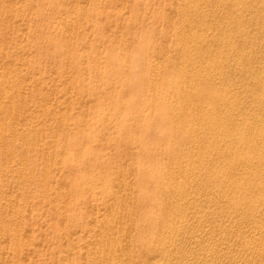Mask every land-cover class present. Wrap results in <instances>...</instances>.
Masks as SVG:
<instances>
[{
  "label": "rangeland",
  "instance_id": "obj_1",
  "mask_svg": "<svg viewBox=\"0 0 264 264\" xmlns=\"http://www.w3.org/2000/svg\"><path fill=\"white\" fill-rule=\"evenodd\" d=\"M204 1L200 4L198 3L199 5H197V8L204 7L205 6ZM97 2H98V4H97ZM181 2L182 3L184 2V6L185 5L186 6L184 7L183 4H180ZM186 2H187V0H181V1L180 0H99V1L98 0H0V86L2 84V86L0 87V89L2 88V90L0 91V104H1L0 107L3 106V108H4V107H6L7 104L8 105L10 103L12 104V105L10 104L12 107L9 105V110L11 113L7 112V111H3L0 108L1 109L0 113H2L4 116L3 117L2 114H0V123H1L0 125H2L3 122L8 123L6 130H5V126H0V138H2V136L5 134L4 140H6V138H7V141H8V144H6V145L2 144V143L0 144V207H2V208H0V258H1L0 264H5V263L9 264V262H10V264H62V262L64 264L65 263L66 264H70V263L71 264H73V263L74 264H77V263L78 264H91V263L95 264L97 262L96 264H98L99 261H100L99 264H103L104 260L106 263L107 261L108 262L110 260L112 261V259H114V258L115 259L113 261L116 262V264H117V262H119L120 260L121 261L123 260V259H121L123 257L125 258L124 259L125 263L129 262V259H130V263L134 264L135 263L134 261H136V259L139 257V255H140L139 258H141V256L144 257L143 254H147L146 257H149L150 259L146 258V260H145V258H144L143 259L144 261H142V258H141V260L139 259L140 261L137 259L138 261H136L137 262L136 264H140V263L144 264V262H147L149 260L152 262H154V260H155L157 262V259H155L156 257L153 254L151 255V253H150V255L147 252L146 253L144 252L143 254H139V252L140 253H142V252L140 251V249H137L139 246L138 245L136 246V243L134 242L135 241L134 239L136 238L135 236L138 233L136 231H139V229L136 230V228H138V225L140 223L142 224V219H141L142 216L140 215V213H142V210H143L141 208V205L139 203H137V199L140 196L139 194L140 193L142 194V192H143L140 185H138L139 184L138 179H137L138 175L140 174V170L142 167H146V168L150 167L151 168V167H155L157 165L162 164L161 158L157 157L158 159H156V156L158 155V153L156 152V150H157L156 148L159 145L158 140H155V142H154L151 138L150 142L149 141L145 142L146 137L144 136L143 131L141 129V128H143V125L145 126V123L146 124L148 123V120L150 117L152 118L155 114L158 115V113L155 111V109L149 108L150 107V101H151L150 97L153 95L154 92L149 91L150 92V93H148L149 95L145 94V97H143L142 95L140 97H138L139 95H134L133 92L127 87V85L125 83L126 79L128 78L129 72L128 73L126 72L124 74L113 73L111 67L109 66L110 64H109L108 60L110 59V56L113 55L112 53H115L117 56L124 58L126 61L128 60L126 62V65H127V68H129V69L131 67L130 65H132V61H131L132 58H134V57H137V59H138V57L142 58L143 56H146L147 54L154 55L155 57L159 56V58H160V56L164 55L165 58L170 57L172 59L175 56L174 62L177 63V61L178 62H180L181 60L184 61V59H181L182 57H180V50L182 48V45L180 43L183 44V42H184V44H185V42H186V45L191 44V43H189L190 40L189 41L186 40L185 36L183 38L181 37V36H183V35H181L182 30L185 31L186 28H188L185 32V34L188 35L187 39L192 38L191 36H193V35H191V33L196 36L199 33L201 34L200 31H202V32L206 31L207 32L211 27L214 30H210V31L211 32L214 31L212 33H215L217 31L218 34L220 33V36H221V34L223 35L225 33V31H227L225 34H228L231 31L232 32L235 31L234 28H235V25H237L236 23H238V22L233 23L234 25L230 26V28H229V27H227V26H229V24L227 25V22H225L224 19H222V18L218 19V17L216 19L214 17H207L208 18L207 19V22H208L207 27H209L211 25V27H209V28H207L205 25L204 26L206 29L201 28L200 25H198V27H196L198 23H195V21L197 20L196 22H199L202 19V17L198 16L197 9L195 8V6L192 5V3H194V2H191L190 0H188L187 3ZM205 3H206L205 8H207V9L210 8L209 7V4H210V6H211L210 9L214 10V8L215 9L217 8L215 6H218L219 2H217V0H210V1L207 0ZM155 5H156V7H155ZM200 5H202V6H200ZM256 6L257 5L254 6L255 8L252 6L253 9H251L252 7H248L249 9H251L249 11L253 12V14L251 13L253 15V17H256V16L258 17V18H254L255 21L254 20L251 21V16L249 17L250 14H248V13L246 14V16L248 15L247 18L242 19L243 28L245 27V29L247 31H251V34L249 36H247L248 39L245 38L246 40H242L241 38L236 37L235 34L232 37V33H231V35L229 33V36L228 35L226 36L224 34V36L227 38L228 41L230 40L231 42H236V45H239V48L240 47L242 48L243 46H245V45H243L245 43H246L247 49H248V47H249V49H250V47H252L250 45L254 46L256 44L254 47H252L251 50H249V49L247 50L246 48H243V49L238 48L239 50L237 49L236 51L232 52V53H235L236 56H234V54H232L230 52L227 53L229 56L227 54L226 55H227V59L229 57V59L234 63V61L240 62V60H239L240 58H238L239 57L238 51L241 52L242 54H243V50H244V53L249 51L251 54L253 52L252 53L253 55L251 54L252 58L251 57L250 58L254 62L251 60L252 63L248 62L249 65L251 64V66H249L247 64L248 67L247 66L246 67L253 69L258 65L259 67H256V68H259L260 71L262 68L263 72H261L259 74V76L262 73L263 74L260 76L261 78H259V79H260V82L261 81L264 82V68H263L264 67V49H263L264 48V36H263L264 35L263 34L264 33V30H263L264 29V26H263L264 25V22H263L264 21V19H263L264 14L263 15L261 14L262 9H263V8H261L262 6L259 7V5H258L257 9H256ZM161 7H162V9H161ZM212 7H213V9H212ZM183 8H184V10H183ZM227 8H223V10L226 9L228 11H226V10L222 11L221 10L222 13L223 12L226 13V14L223 13L224 16L228 15L230 13V11L232 13V10H231L232 8H230V7H227ZM258 8H259V10H258ZM191 9L192 10L196 9V10L192 11ZM254 9H255V11H254ZM185 10H186V12H185ZM257 10H258V12H257ZM209 12H210V10H209ZM256 13H258V14H256ZM195 14H197V16ZM200 15H201V13H200ZM234 15H235V13H234ZM191 16H192V18L190 19ZM195 16L198 18H195ZM246 16H244V17H246ZM56 17H57V19H56ZM184 17H186V18H184ZM249 18H250V21L252 23H249L250 22V21H248ZM245 19L247 20V22ZM256 19H257V21H256ZM74 20L75 21L77 20L76 21L77 24L75 23ZM188 20H190L191 23ZM213 20L215 22L217 21L216 22L217 24ZM219 20H220V22H219ZM209 21H211V22L209 23ZM244 21L246 22V24ZM222 22H224L225 25ZM179 23H181V24H179ZM188 23L190 24V26H187ZM194 23L196 24V26H194L195 25ZM218 23L219 24L222 23V24H220L221 26H219ZM239 23H241V21ZM243 23L245 26L243 25ZM183 24H186V25H183ZM192 24H194V25L192 26ZM82 25L83 26L85 25V27H83ZM239 25H241V24H238V26ZM191 26L193 28H191ZM204 26H202V27H204ZM257 26H258V28H257ZM194 27L197 30V31L194 30L195 32L193 30L191 31V29H194ZM215 27L217 28V30L215 29ZM224 27L228 28V29L223 32L221 30H224L223 29ZM253 27H254V29H253ZM259 27L260 28L262 27V31ZM83 28H85V29H83ZM248 28H249V30H248ZM229 29H232V30L229 31ZM179 30L181 33L179 32ZM101 31H103V32L101 33ZM105 31H107V32L105 33ZM177 31H178V33H177ZM189 31H190V34H189ZM197 32H198V34H197ZM109 36H110V38H109ZM105 37H106V39H105ZM145 37H147V38L145 39ZM229 37H230V39H229ZM231 37L233 40H234V38H235V40L237 38L239 40L241 39L240 40L241 42L239 40L232 41ZM184 38H185V41H183ZM252 38H255V39H253V41H251ZM174 39L177 40V43H176V40H174ZM180 39L183 42L182 41L179 42ZM49 40H52L53 43L51 44ZM247 40H248V42H247ZM255 40L257 41V43L255 42ZM215 41H217V39ZM242 41H244V43ZM105 42H106V44H105ZM239 42H240V44H238ZM252 42L253 43L255 42V43L253 44ZM210 43H212V41L209 42L207 45H209ZM178 44H179V47H178ZM212 44L213 45H211V44L209 45L211 47H209V46L205 47V49H207V50L210 49L209 51H207V50L204 51L205 53L209 52L210 56H212L211 54L214 51H215V53L217 51H218L217 53H222V51H225V49H227V47H228V46L226 47L224 44L223 45L225 47H223V45H221V47H220L219 43H217V42L212 43ZM225 44L227 45L228 43H225ZM257 45H259L260 48ZM55 46H61V50L56 51L54 49ZM150 46H151V49L149 48L150 50L148 51L147 47H150ZM108 47H109V49H108ZM155 47L159 51H157V49H155ZM207 47H209V49ZM219 47H220V49H219ZM160 48H162V49H160ZM177 48L179 49V51L177 50ZM211 48H212V50H211ZM222 48H223V50H222ZM254 49H255V51H253ZM143 50L145 51V53ZM175 50H177L178 52L177 51L175 52ZM203 50H204V48H203ZM256 50H257V52H256ZM63 51H65V52H63ZM153 51H154V53H153ZM47 52H48V54H47ZM106 52H107V54H106ZM148 52H151V54ZM156 52H158V54ZM155 53L157 56L155 55ZM215 53H214L213 57L215 59L217 57V59H218V60L216 59L217 62H215L214 61L215 59L212 57H211V61L209 59H207L210 61L209 63H211V64H209V63L208 64L211 66H212V64L215 65V63L217 64L219 62V58H218L219 54L217 56L216 55L217 53L216 54ZM262 53H263V55H262ZM165 54L167 55V57L165 56ZM242 54L240 55L241 58L244 57V55H242ZM232 55L234 57H236L235 59H237V60H233L234 57ZM177 56L181 60H179L177 58ZM230 56L233 58H231ZM155 57H153L154 60L158 58V57L157 58H155ZM164 57L162 56L160 58V60H162V58H163L162 62L164 61ZM261 57H262V59H261ZM76 58H77V60H76ZM159 58L156 61L157 62L159 61V63H160L161 61L159 60ZM256 58H257V60H256ZM198 60L200 62L199 58H198ZM212 60L214 62H212ZM156 61L153 62V64L157 63ZM183 61H181V62L184 65H186L187 64L186 60L184 61L186 64ZM203 61L204 60L201 61L202 64L205 63V61L204 62ZM241 61H242V59H241ZM245 62H247V61H245ZM180 63L176 64L175 70H173L174 73H172L173 75L171 74V72H173L171 69L166 68V67H163L161 69V71L164 73L163 75L166 74V77H167L166 79L169 80L170 79L169 76H171V78H174V79H175V77L181 78L179 76H182V75L178 76L179 73L176 72L177 71L176 67H178V66L181 67L183 65L182 63L181 64ZM208 64H206V66ZM101 65H103V66H101ZM172 67H173V65H172ZM229 68L231 69L230 71H229ZM247 68L244 70L246 71ZM74 69H76V70H74ZM85 69L87 70V73H86ZM167 69H168V71H167ZM178 69H179V67H178ZM224 69H225L224 74L226 73V75L228 74V72H231V73H229L230 75L228 74L229 76L228 75L224 76L225 79H222V81L224 80V82L217 81V82H214V84L212 82L211 83L213 85H215L216 87H219V89L221 88L223 90V88L226 87L225 84H227V86L228 85L230 86V84L234 81L231 84V86H233V84H235L234 86H236V85L239 86V87H237V86L236 87L239 88L240 94L238 92L235 94H232V96H234V97H232V100L235 101V99H237V102H238V100L243 101V99H244L246 101L249 99L248 103H251V104H249L250 109H249V107H247V108L243 107V108H241V111L240 110L239 111L244 112V114H246V116L250 118V116L248 114L252 115V113H248V110H252L253 107L251 105L256 106L259 103V100H257V93H258V90H259V94H261V92H262V90L259 88V84H261V83L255 82V80L251 77L248 78L247 77L248 76L247 71L245 72L244 70H241L240 68L234 69L233 66L230 65L228 67H225ZM163 70L166 71L167 73H165ZM226 70H227V72H226ZM232 70H234L235 73ZM240 70H241V72H239ZM175 72L177 73L176 75H175ZM204 72L205 71H203V73ZM232 72H233V74H232ZM236 73H237V75H236ZM230 76H231V78H230V80L228 79L229 80L228 81L226 78L227 77L229 78ZM63 77L66 78V80H64ZM240 77H241V79H240ZM54 78H56V79H54ZM182 78H183V76H182ZM187 78L189 79V77H185L183 79H185V82L187 83V85L188 84L190 85L192 82L190 79L188 80ZM60 79H62L65 82H63ZM231 79H233V80L231 81ZM3 81H5V82H3ZM249 81H252L254 85L251 86L252 82L250 83ZM257 81L259 82L258 79H257ZM3 83H5V84H3ZM211 83H210V88L215 87V86L212 87ZM237 83H239V84H237ZM4 85L7 86V88ZM247 85L252 87V88L248 87ZM220 86H222V87H220ZM246 86L248 88H246ZM80 88H81V90H80ZM241 89H243V90H241ZM249 89H251V90H249ZM5 90L8 92H5ZM14 90H16V91H14ZM98 90H100V91H98ZM253 90H256V93H255L256 95L253 94V92H255ZM9 91H11L10 92L11 95H10ZM14 92H16L17 94ZM243 92H244V94H243ZM250 92H252V95L250 94ZM245 93H247V94H245ZM12 95H14L15 97ZM20 95H22V96H20ZM237 95H239V96H237ZM58 96H60V98H58ZM12 97H14V98L12 99ZM52 97H53V99H52ZM248 97H251L252 99L248 98ZM253 97H255V98H253ZM16 98H17V100H15ZM20 98H21V100H20ZM66 98L68 101L66 100ZM59 99H61V100H59ZM135 100L137 102V105L142 104V105H140V112L141 113H142V111H143V113L147 112V113H149L150 117H146V118L145 117H139L138 115L136 116L135 114H134V116H131V114H129L128 110H126L125 108H124V110H123V108L116 109V110L113 109V101H119V102L124 104L127 102H133ZM59 101H60V103H59ZM29 103H30V105H29ZM31 104H34V105H31ZM8 105H7V107H8ZM13 105H14L15 109L13 108ZM24 105H26V106H24ZM28 105L31 107H29ZM147 106H148V108H147ZM48 107H49L50 111H48L49 110ZM43 108H44V110H43ZM63 108H64V110H63ZM101 108H103V109H101ZM245 108L247 110L246 112L243 111ZM47 111H48V113H47ZM225 111H228V107L225 109ZM239 111L238 112L236 111L238 113V115L240 114ZM43 112H45V113H43ZM4 113L5 114L8 113V116H10V115L11 116L8 117L7 114L4 115ZM61 113L66 114V115H62ZM241 114H243V113H241ZM241 114H240V117H242V116L244 117V114L242 116H241ZM5 116L7 118H5ZM32 116L35 118H33ZM64 116H65V118H63ZM253 116H255V115H253ZM260 116L262 118L264 117V111L261 112ZM123 117L124 118L125 117L131 118V120L128 121L127 125H125V129L120 128V121L123 119ZM32 118H33V120H31ZM142 119H144V121ZM259 119L257 118L256 121L258 120V122L260 121V123H261V119L260 120ZM60 120L62 121V123ZM132 120H134V122ZM250 120L252 121L253 118H250ZM1 121H3V122H1ZM137 121H138V123H137ZM253 121H255V117H254ZM45 125H47V127ZM102 126H103V128H102ZM1 127H3V129H1ZM104 129H107V130H105V132H103ZM30 130H32V131H30ZM78 130L81 132L76 133ZM13 131L15 133H13ZM135 131H137V132L135 133ZM140 131H141V134H140ZM24 132H26V133L24 134ZM27 133H28V137H27ZM68 133H70V135H69L70 138H69V136H67ZM82 133H87V134L91 133V135L94 139H90L91 141L90 140L88 141V139L83 140L82 139L83 137L81 136ZM116 133H117V135H116ZM37 134H38V136H37ZM102 134L104 135L103 137H102ZM32 135L35 136V138ZM64 135H65V137H64ZM135 135H137V136H135ZM31 136L33 137L32 140H31V138H32ZM66 136H67V138H66ZM250 136H253V134H251ZM29 137H30V139H29ZM140 137H142V140ZM26 138H27V140H26ZM95 138H96V140H95ZM137 138H138V140H137ZM75 139H77V140H75ZM131 139H133V140H131ZM38 140H39V142H38ZM129 140L134 141V142L130 144L131 141H129ZM135 140L137 141V143ZM32 141H34L33 143H35L36 145L33 144ZM54 141L55 142L57 141V142L55 143ZM58 141H59V143H58ZM46 142H48V143L45 145ZM43 143H44L46 149L48 147L47 151L49 153L46 150H44L45 148L43 146ZM51 143H54V144L51 145ZM157 143H158V145H157ZM12 144L15 145V147L13 148L14 152L11 151ZM4 145H5V148H4ZM57 145H58V147H55ZM62 145H63V147H62ZM116 145H117V147H116ZM36 146H37V148H36ZM41 146H43V147H41ZM73 146L77 147V149H81V148L86 149V147H87V148L91 149L95 154H97V156L100 159L104 158L108 163H110V166L113 168V173H114V175L112 176L113 179H111V182H112V180L113 181L116 180L114 182H116L118 187L116 186V184H114V185L117 188V189L115 188V190H118V191H115L113 189L115 186L111 185L110 180H109L108 189H110L111 193H113L115 191L114 192L115 195L117 193L116 196L114 195L117 199L113 198L114 196H111L109 200L115 199L113 201L111 200L113 202L112 203V205H113L114 201H117L119 199L120 202H122V205L120 202H118L119 200L117 201V203L115 202L113 207H112V205H110L111 201L107 200V202L109 201L108 204H106L107 202L102 201L103 200V198H102L103 193H100L101 189L97 190L101 194V197H100V194H99V196H97V198L90 196V198L89 197L87 198V200H86L87 202H85V200L80 201L79 199H76V195H74L75 193L72 192L70 188H71V186L76 184V182H78L79 179L76 175H71L70 173H68V169L65 166L66 165L65 160L68 158L70 149ZM8 147H9V150H8ZM54 147H55V149L53 150ZM123 147H125V148L123 149ZM133 147H135V150ZM147 147H149V148H147ZM159 147L165 148L166 145L160 144ZM35 148H36V150L39 149L40 153H38L39 152L38 150L35 151ZM16 149H18V150H16ZM103 149H105V150H103ZM148 149H150V150L148 151ZM1 150H2V152H1ZM51 150H52V153L53 152H55V153L52 154L50 152ZM144 150H145V152H144ZM56 151H58V152H56ZM97 151L100 153H98ZM154 151H155V154H154ZM46 152H47V154H46ZM64 153H66V154H64ZM138 153H139V156H138ZM191 153H192V151H191ZM42 154L46 158H44ZM131 154H133V155H131ZM28 155L31 157V159ZM38 155H40V156H38ZM47 155H49L48 160H47ZM111 155H112V157H111ZM35 156H37V158H36L37 160L34 159ZM121 156H122V158H121ZM143 156H144V158H143ZM38 157L39 158L41 157L40 158L41 161H39L40 159ZM131 157H133V158H131ZM51 159H52V163L50 161ZM124 159H128V160L124 161ZM142 160H143V162H140ZM24 161L26 162L27 165L24 164ZM47 161H48V163H46ZM78 161H80V160H78ZM122 161H124V162H122ZM157 161H158V164H157ZM41 162H43V163L45 162L46 166H45V164L43 165V163L41 164ZM49 162H50V164H49ZM57 162H59V163H57ZM128 162L130 164H128ZM32 164H33V166L35 165L34 166L35 168H31L30 165H32ZM57 164H59V165H57ZM123 164H125V165L122 166ZM134 165H135V167H133ZM24 166L26 167V170H25ZM27 166H29L30 168ZM40 166H42L43 169H40ZM122 167L123 168L125 167V169H123ZM129 167L132 168L131 170L133 172L130 171ZM133 168H134V170H133ZM16 169L17 170L19 169V171L21 169V172L19 173ZM22 169H24L25 171ZM32 169H35V170H33V173H31ZM116 169H119V170H117L118 172L115 174ZM28 170H30V171L28 172ZM124 170H125V172H127L129 170V172H127V173L131 174L130 175L131 178L133 177L132 179L130 178L131 182H129V179H128L129 174L126 173L127 179L125 177L126 174L125 175L123 174ZM38 171H41V172H39V174H38L37 173ZM42 171L44 174L42 173ZM22 172L24 174L27 173L26 176ZM119 172H121V173H119ZM96 173L97 172L94 171V172H91L89 175H94ZM21 174H23V175H21ZM45 174H46V176L48 175L47 179H45L46 178ZM119 174H120V176H122L121 174H123L124 176H122L121 178L117 177V175H119ZM132 174H133V176H132ZM39 175H40V177L42 175L44 177L43 176L41 178L37 177ZM54 176H55V179H54ZM60 176L62 178H60ZM26 177H29V178H26ZM33 177L36 179H34ZM70 177H71V179H70ZM135 177H136V179H135ZM39 178L41 180H42V178H43V180L45 179L44 180L45 182L42 180V182H41L42 185H41V183H39V185H38V182L41 181ZM51 178H52V180H51ZM123 178H124V180L126 179L127 181L123 180L124 181L123 182L122 181ZM117 179H119V180H117ZM28 180H30V181H28ZM36 180L37 181L39 180V181L37 182ZM60 180H62V181L60 182ZM47 181H48V183H47ZM31 182H33V183H31ZM36 182H37V184H36ZM121 182H123L122 185L124 184V186H123L124 188L123 187L120 188ZM132 182H134V183L132 184ZM56 183H58L59 186ZM119 183H120V185H119ZM125 183L127 184V186L125 185ZM45 184H47L48 186ZM53 184H55V185H53ZM129 184L132 185V187L129 186ZM67 185H68V187H67ZM57 186L59 189L56 188ZM97 186H98V188L101 187L104 189L102 181ZM110 186H112V188ZM134 186H135V188H138V189H134ZM7 187H8V189H7ZM53 187H55V188H53ZM49 188H50V190H49ZM126 188L131 190L130 191L131 194H129L131 197L129 195H127L129 193V190H127ZM131 188L135 191H133ZM124 189H125V194L128 197V199H125V197H124L125 194H122V193H124ZM136 190L137 191L139 190V191L137 192ZM126 191H128V192H126ZM55 192H56V194H55ZM119 194H122V197L125 199V201L123 200V198L121 201V196ZM48 195H50V196H48ZM62 195H63V198H62ZM64 195H65V197H64ZM118 195L120 196L119 198L117 197ZM132 195H133V198L135 196V199H133V200H131ZM136 196H137V198H136ZM54 197L56 200L53 199ZM57 197H58V199H57ZM127 200L130 201L131 204L129 202H127ZM134 200H136V201H134ZM97 201H98V203H97ZM75 202H76V204H75ZM101 203L103 206L104 205L108 206V207L110 206V209L109 208L107 209V207H103L101 205ZM124 203L128 207L130 206L131 209H130V207L128 208L125 205H123ZM132 203H133L134 207L138 208L137 209L138 212L135 211V213H134L135 208H132ZM134 203L137 205H135ZM115 205L118 207L121 206V208L120 207L116 208ZM81 207H82V210H81ZM86 207H88V208H86ZM98 207L100 209H98ZM124 207L129 209L131 212L129 210H128V212H126L127 210ZM114 209H115V211H113ZM216 211L217 212L223 211L221 213L225 214L222 206L217 207ZM125 212H126V214H125ZM136 212L138 213V215ZM100 213H102V215ZM130 213H131V215H129ZM226 213H228V212H226ZM228 214H225L226 216L222 215L223 220L224 219L226 220V217L229 216ZM92 215L94 218L92 217ZM123 215H125V216H123ZM126 215L127 216L129 215V216L127 218H125ZM101 216H103V218H101ZM91 218H92V220L93 219L95 220V225H94V220L92 221ZM104 218H106V220ZM132 218H134V219H132ZM229 219H232V217H229ZM81 220L85 221V222H83V224L85 225L84 227H83ZM99 220H101V221L103 220V223H101ZM79 221H81V222H79ZM89 222H91V223H89ZM96 222H97V224H96ZM104 222H105V224H104ZM115 222H116V224H115ZM253 222H255V221L253 220L251 222V224H253ZM98 223H100V226L98 225ZM246 223L248 224V223H250V221L249 222L247 221ZM246 223H245V225H247ZM88 224H90V225H88ZM91 224L93 225V228H90V227H92ZM101 224L102 225L104 224L103 226L106 225L107 227L109 224H110L109 225L110 227L113 224L114 226L113 225L112 226L114 228H112V227L110 229L105 228L106 226L103 227ZM130 224L133 226L134 225L136 226V227L134 226L135 229L131 226V229L133 228L132 231H130V226H129ZM117 225H119L120 227ZM242 225L245 226L244 224H242ZM121 226H123V227H121ZM243 226H240V227H243ZM17 227H18V229H17ZM86 227H88V228H86ZM97 227H99V229ZM101 227L103 228V231L105 230L104 231L105 234H102V230H101L102 228ZM246 227L248 229V226H245L244 227L245 230H246ZM78 228H80V229H78ZM94 228H95V230L96 229L98 230V231L97 230L95 231L96 233L94 232ZM234 228L238 229L236 227H234ZM244 228H242V229L244 230ZM86 229H89L88 235H87ZM118 229L120 231L122 229L123 231L120 232ZM125 229H126L127 234L125 232ZM128 229H129V231H128ZM16 230H18V231L16 232ZM111 230H112V232H111ZM73 231H74V233H73ZM90 231H91V233L89 234ZM117 231H119V232L117 233ZM77 232H78V234H77ZM92 232H94V234ZM124 232H125V234H124ZM110 233H111V235H110ZM112 233L115 235V237ZM80 234L81 235L83 234L82 236H84V238H85L84 241H83L84 238L81 237ZM85 234L87 237H85ZM117 234L118 235L120 234L119 236L121 238H118ZM121 234H122V236H121ZM248 234L249 233H247L246 238H252L253 239V237L250 235H249L250 236L249 237ZM74 235H75V237H74ZM91 235H93V240H92ZM155 235L159 236V233H157ZM63 236H64V238H63ZM96 236H97V238H95ZM102 236H103V238L101 240ZM109 236L111 237V241L115 240V241H113V242H115V244L114 243L111 244L112 246H115L113 248L110 245L111 241H110ZM151 236H152V234L149 233L148 237L151 238ZM58 237H61V238H58ZM68 237H69V239H68ZM70 237L71 238L73 237L72 240H70L71 239ZM80 238H81V241H80ZM88 238L89 239L91 238V239L89 240ZM104 238H105V240H104L105 244L103 241ZM108 238H109V241H108ZM117 238H118V240H117ZM87 239L90 242H87ZM106 239L110 243L106 242ZM120 239H121V241H120ZM131 239L134 241L130 242ZM73 241L74 242L76 241L75 243L79 247L78 246L75 247L74 246L75 243L74 244L72 243ZM126 241L130 243L131 247L128 245L129 243H127ZM235 241H237V240H235ZM93 242H94V244H93ZM99 242L101 244H99ZM118 242L119 243L121 242V244H119ZM122 242H124L125 244L127 243V244L126 245L124 243L122 244ZM70 243L73 246L72 245L70 246ZM84 243L86 246L83 245ZM106 243H108V244H106ZM117 243L119 244L118 249H116V247L118 245ZM228 243H232V242L226 241L224 243L221 242V244H220V242H218V244L216 243V248L217 249L219 247L223 248L226 245H228ZM60 244L63 246H61ZM203 244L200 246L197 245L196 247L190 246L189 243L186 244L187 247H185V249L186 248L188 249V250L186 249L187 255L191 254L192 252H195V250H196V252H199V251L201 252L204 247L207 248L206 246H208L207 244H209V243H208V241H205V243H203ZM104 245L106 247L108 245V248L107 249H106V247L104 248ZM59 246H60V248H59ZM69 246L74 252H72V250L69 248ZM84 246H85V248H84ZM92 246H94V247H92ZM96 246H97V248L99 246V249H97ZM109 246H110L111 250H113L115 248V250L113 252V253H115L114 254L115 256L113 255ZM126 246H128V247H126ZM190 247H192L193 249L190 250ZM82 248H83V250H82ZM93 248L97 251L103 250L102 252H105L106 254H103L101 251H100V253L103 256L105 255L106 257L105 256L102 257V255L100 253L95 255L96 252H95V250H93ZM125 248H126V254L127 255L125 254V252H124V254L127 257L123 253H121V251H125ZM132 248L135 251L132 250ZM86 249H88L90 251L93 250L92 252L94 254L92 252L86 250ZM104 249H106V250H104ZM120 249H121V251H120ZM235 249H237V248H235ZM81 250L84 252H80ZM127 250L130 251V253L127 252ZM67 251L69 253L71 251L70 255L68 254ZM2 252L4 255L2 254ZM233 252L235 253L234 249H233ZM81 253H82V255L85 253L84 254L85 257L84 256L82 257ZM90 253H91V255H90ZM109 253H112V254H110L112 257L108 256ZM128 253H129L130 257L128 255ZM133 253H135L134 255H135L136 259L134 258ZM59 254L62 257L61 256L59 257L58 256ZM87 254H88V257L86 256ZM116 254H117V256H116ZM7 255H9V257L13 256V258L12 257L9 258V257H7ZM72 255H74V256H72ZM136 255H137V257H136ZM76 256H78V259L76 258ZM118 256H122V257H119L120 260H119ZM150 256H152V257H150ZM64 257H65V259H63ZM153 257H154V259H153ZM60 258H61V261H60ZM87 258H89V260ZM190 258H191V256L188 255L187 259H190ZM55 259L57 260V262ZM91 259H93L94 261ZM101 259H102V261H101ZM132 259H133V261H132ZM187 259L185 258V260H179L178 262H179V264H183V263L187 262ZM220 259H221V261H220ZM220 259L219 260L218 259H216V260L210 259L206 262L204 261V259H200V261L198 260V264H203V263L207 264L209 261H211V262L208 264H213L214 262H215L214 264H216V263L217 264H222V263L226 264V262L228 264H234V262H235V261H229L226 258H223V259L220 258ZM222 260H224V261L222 262ZM246 261L245 262L239 261L238 264H246V263L248 264L249 262L248 261L246 262ZM252 261H253V259L251 260V262ZM114 262L112 264H114ZM124 262L122 261V264H125ZM254 262H255V264L256 263L257 264L258 263L264 264V257L259 258V256H256L254 258ZM130 263H126V264H130ZM158 263L161 264V262H158ZM235 263L237 264V262H235Z\"/></svg>",
  "mask_w": 264,
  "mask_h": 264
},
{
  "label": "bare ground",
  "instance_id": "obj_2",
  "mask_svg": "<svg viewBox=\"0 0 264 264\" xmlns=\"http://www.w3.org/2000/svg\"><path fill=\"white\" fill-rule=\"evenodd\" d=\"M99 1V0H98ZM181 1V0H180ZM191 2H194L192 3L193 6H195V8L197 9V12H198V16H201L202 19L199 21V22H196L195 23H198L197 26L196 24H192V26H196L198 27V25L201 26V28H205V26L207 27V17H214L215 19L218 17L219 18H222L224 19L225 22H227V25L229 24V27L234 25L233 23L235 22H238L236 23L237 25H235V31H231L232 29H229V32L230 35L232 33V37L233 35L235 34L236 37H239L241 38L242 40H246L248 39L247 36H249L251 34V31H247L245 29V27L243 28L242 26V19L244 18H247L246 14H250L249 17L251 16V21L254 20V18H258L255 14L256 17H253V12H250L249 10L253 9V7L255 5H259L262 6L261 8L262 9V15L264 14V0H217L218 3V6H215L217 7L216 9L214 8V10H211V6L209 4V7L210 8H205L206 7V1L207 0H190ZM204 1V7H199L197 8V5H199L200 3H202ZM210 1V0H209ZM188 2V0H187ZM186 2V3H187ZM78 3V2H77ZM177 3V2H176ZM185 3V4H186ZM199 3V4H198ZM98 4V2H97ZM180 4H183L184 6V2L180 3ZM216 4V3H215ZM77 5V4H76ZM146 5V4H145ZM174 5V4H173ZM172 5V6H173ZM124 6V5H123ZM152 6V5H151ZM186 6V5H185ZM184 6V7H185ZM202 6V5H200ZM208 6V5H207ZM253 6V7H252ZM257 6H256V9H257ZM76 7V6H75ZM82 7V6H81ZM106 7V6H105ZM156 7V5H155ZM178 7V6H177ZM180 7V6H179ZM227 7H230L232 8V13L230 11V13L228 15H225L223 13L225 12H221L222 11H225L226 9L223 10V8H227ZM248 7H252L251 9H249ZM181 8V7H180ZM190 8V7H189ZM255 8V7H254ZM162 9V7H161ZM165 9V8H164ZM186 9V8H185ZM196 9H193V10H196ZM213 9V7H212ZM228 9V8H227ZM184 10V8H183ZM192 10V9H191ZM192 10V11H193ZM208 10V11H207ZM210 10V12H209ZM259 10V8H258ZM257 10V12H258ZM95 11V10H94ZM111 11V10H110ZM181 11V10H180ZM228 11V10H226ZM253 11V10H252ZM255 11V9H254ZM157 12V11H156ZM186 12V10H185ZM261 12V11H260ZM181 13V12H180ZM195 13V12H194ZM201 13V15H200ZM235 13V15H234ZM252 13V14H251ZM111 14V13H110ZM187 14V13H186ZM185 14V15H186ZM192 14V13H191ZM226 14V13H225ZM258 14V13H256ZM83 15V14H82ZM95 15V14H94ZM188 15V14H187ZM190 15V14H189ZM194 15V14H193ZM192 15V16H193ZM197 16V14H195ZM222 15V16H221ZM139 16V15H138ZM182 16V15H181ZM180 16V17H181ZM192 16L190 17V19L192 18ZM195 18H198L196 17ZM246 16V17H244ZM261 16V15H260ZM259 16V17H260ZM264 16V15H263ZM262 16V17H263ZM188 17V16H187ZM100 18V17H99ZM127 18V17H126ZM140 18V17H139ZM182 18V17H181ZM186 18V17H184ZM57 19V17H56ZM171 19V18H170ZM189 19V18H188ZM212 19V18H211ZM214 19V20H215ZM262 19V18H261ZM264 19V18H263ZM95 20V19H94ZM183 20V19H182ZM194 20V19H193ZM213 20V21H214ZM221 20V19H220ZM219 20V22H220ZM246 20V19H245ZM75 21V20H74ZM77 21V20H76ZM75 21V23L77 24V22ZM85 21V20H84ZM93 21V20H92ZM190 22V20H188ZM192 21V20H191ZM241 21V23H239ZM250 21V18L249 20ZM249 22V23H252V22ZM255 21V20H254ZM257 21V19H256ZM263 21V20H262ZM187 22V21H186ZM211 21H209L210 23ZM215 22V21H214ZM213 22V23H214ZM217 22V21H216ZM215 22V23H216ZM245 22V21H244ZM247 22V20H246ZM245 22V24H246ZM264 22V21H263ZM85 23V22H84ZM92 23V22H91ZM96 23V22H95ZM106 23V22H105ZM139 23V22H138ZM191 23V22H190ZM224 23V22H222ZM220 23V24H222ZM255 23V22H254ZM181 24V23H179ZM189 24V23H188ZM187 26H190V24ZM217 24V23H216ZM215 24V25H216ZM219 23L218 25L221 26ZM231 24V25H230ZM238 24H241L238 26ZM256 24V23H255ZM254 24V25H255ZM98 25V24H97ZM114 25V24H113ZM136 25V24H135ZM183 25H186V24H183ZM205 25V26H204ZM225 25V23H224ZM244 25V23H243ZM258 25V24H257ZM263 25V24H262ZM83 26V25H82ZM81 26V27H82ZM92 26V25H91ZM94 26V25H93ZM106 26V25H105ZM171 26V25H170ZM191 26V28H193ZM204 26V27H202ZM209 26V25H208ZM218 26V27H219ZM225 26V27H226ZM245 26V25H244ZM264 26V25H263ZM262 26V27H263ZM71 27V26H70ZM85 27V25L83 26ZM90 27V26H89ZM100 27V26H99ZM172 27V26H171ZM211 27V25L209 26ZM207 27V28H209ZM217 27V26H216ZM215 27V29L217 30V28ZM223 28L224 30H221V31H225L227 30L228 28ZM255 27V26H254ZM253 27V29H254ZM262 27L260 28L261 31H262ZM101 28V27H100ZM99 28V29H100ZM108 28V27H107ZM200 28V29H201ZM252 28V27H251ZM258 28V26H257ZM85 29V28H83ZM188 28H186L187 30ZM198 29V28H197ZM203 29V30H204ZM256 29V28H255ZM185 31L182 30V33L181 36L182 38L185 36L186 40H190L189 43L191 44H187L186 45V42L184 44L183 41H185V38L183 39V41L180 39L179 42H183L180 43L182 45V48L180 50V57H182L181 59H184V61L186 60L187 64L178 58L179 60L183 61L186 65H184L181 61V63L183 64L181 67H176L177 69V73L178 76L179 75H182L183 78L185 77H189V79L191 80V84L187 85V83L185 82V79L182 78V76H179L181 78H171V76H169V80L166 79V74L163 75L164 73L161 71V69L163 67H166V68H169L171 69L172 71L175 70V66L176 64L180 63L177 61L174 62V57L173 59L170 58V57H167V55L165 54V56L167 58L164 57V55H162L164 57V61L162 62V60H160V58L162 56H157L156 53L158 54V52L155 53V55L159 58V60L161 61L159 63V61L157 62L156 60L158 59L157 57H155L154 55H149L147 54L146 56H143L142 58L141 57H134L132 58V65H130V69L127 68V65H126V61L124 58H121L120 56H117L115 53H112L113 55L110 56V59L108 60L109 62V66L111 67L112 69V72L113 73H116V74H124V73H128L129 72V75H128V78L126 79L125 83L127 85V87L133 92L134 95H139L138 97H140L141 95L143 97H145V94H148L150 93L149 91H152L154 92L153 95L150 97V107L149 108H153L155 109V111L158 113L155 114L152 118L149 116V113H142L140 112V105L142 104H139L137 105V102L136 100L133 101V102H127V103H121L119 101H113V109L116 110V109H120V108H124L126 110H128V113L131 114V116H134V114L139 117H150L149 120H148V123L146 124L145 122V126L143 125V128L142 131H143V134L144 136L146 137V140L145 142H150L151 141V138L152 140L155 142V140H158L159 142V145L158 147L156 148V152L158 153V155L156 156V159H158L157 157L161 158L162 160V164L160 165H157L155 167H142L141 170H140V174L138 175V182L140 185V187L142 188L143 192L142 194L140 193L139 195V198L137 199V203H139L141 205V208L143 209L142 210V213H140V215L142 216V224L140 223L138 225V228L139 231H136L138 232L137 235L134 237L135 241L131 239L130 242L134 241L136 243V246L138 245L139 247L137 249H140V251L142 253L139 252V254H143L144 252L146 253H151V255L153 254L157 259V262L154 260V262L152 261H147V262H144V264H160L158 262H161V264H179V260H185V258L187 259V256H191L190 259H187V262L186 263H183V264H198V260L200 261V259H204V261H208L210 259H220V258H226L228 259L229 261H235L238 262L239 261H248L249 263L248 264H255L254 262V258L256 256H259V258H263L264 257V117L262 118L260 115H261V112L264 111V82H260V79L261 78L260 76L263 74H261L259 76V74L262 71V68H261V71L259 70V68H256V67H259L258 65L255 67V68H247V64L249 65L248 62H251L252 63V57H251V53L249 51L245 52L244 53V50H243V54L241 52L238 51L239 53V57L240 58V62L237 61L234 63L229 59H227V53L230 52L232 53L233 51H236L238 48H239V45H236V42H231L230 40L228 41L227 38L224 36V34L227 32L225 31V33L221 36H220V33L218 34V32L216 31L215 33H212L214 31H210V30H214L212 29V27L206 32H201V34L199 35L198 32L197 34L198 35H194L191 33V36L192 38H188L187 39V36L185 34ZM197 31L196 28L194 27V29H191V31ZM202 30V29H201ZM249 30V28H248ZM264 30V29H263ZM44 31V30H43ZM194 31V32H195ZM220 31V30H219ZM46 32V31H45ZM94 32V31H93ZM103 31H101L102 33ZM107 31H105L106 33ZM253 32V31H252ZM178 33V31H177ZM179 33V34H180ZM229 33L228 34H225L226 36L228 35L229 36ZM45 34V33H44ZM189 34H190V31H189ZM264 34V33H263ZM218 35V36H217ZM254 35V34H253ZM261 35V34H260ZM224 36V37H223ZM234 36V37H235ZM264 36V35H263ZM98 37V36H97ZM177 37V36H176ZM179 37V36H178ZM231 37V40L232 41H236V40H239L238 38L235 40L232 39ZM253 37V36H252ZM262 37V36H261ZM110 38V36H109ZM147 37H145L146 39ZM180 38V37H179ZM246 38V39H245ZM106 39V37H105ZM134 39V38H133ZM144 39V38H143ZM217 39V41H215ZM230 39V37H229ZM240 39V40H241ZM253 39L255 38H252L251 41H253ZM257 39V38H256ZM262 39V38H261ZM176 40V39H174ZM239 40V41H240ZM260 40V39H259ZM50 43L52 44L53 41L52 40H49ZM107 41V40H106ZM114 41V40H113ZM187 41V42H188ZM212 43H219L220 47L221 45H225L227 47V49H225V51H222V53H215V51L211 54L212 56L209 55V52L205 53L204 51L207 50L205 49L206 46H209L210 44L213 45L212 43H210L209 45H207L209 42ZM214 41V42H213ZM250 41V42H251ZM108 42V41H107ZM241 42V41H240ZM240 42L238 44H240ZM244 43V41H242ZM248 42V40H247ZM255 42L257 43V41L255 40ZM254 42V43H255ZM262 42V41H261ZM176 43H177V40H176ZM225 43H228L227 45ZM253 43V42H252ZM253 43V44H254ZM106 44V42H105ZM175 44V43H174ZM261 44V43H260ZM92 45V44H91ZM180 45V46H181ZM218 45V46H219ZM223 45V47H225ZM242 45V44H241ZM245 46H243L242 48L240 47L239 49H243V48H246V43L243 44ZM256 45V44H255ZM254 45V46H255ZM153 46V45H152ZM175 46V45H174ZM173 46V47H174ZM238 46V47H237ZM252 47H254L253 45H250ZM259 47V45H257ZM172 47V46H171ZM170 47V48H171ZM176 47V46H175ZM178 47H179V44H178ZM211 47V46H209ZM209 47H207L209 49ZM213 47V46H212ZM216 47V46H215ZM219 47V49H220ZM252 47H248L249 50L252 49ZM118 48V47H117ZM144 48V47H143ZM151 49V46L150 47H147L148 51ZM204 48V50H203ZM256 48V47H255ZM260 48V47H259ZM56 51H60L61 50V46H55L54 48ZM109 49V47H108ZM116 49V48H115ZM145 49V48H144ZM155 49H157L155 47ZM162 49V48H160ZM175 49V48H174ZM214 49V48H213ZM238 49V50H239ZM247 49V48H246ZM247 49V50H248ZM258 49V48H257ZM264 49V48H263ZM100 50V49H99ZM173 50V49H172ZM177 50L179 51V49L177 48ZM175 50V52L177 51ZM210 50V49H209ZM207 50V51H209ZM212 50V48H211ZM217 50V49H216ZM223 50V48H222ZM227 50V51H226ZM259 50V49H258ZM42 51V50H41ZM144 51V50H143ZM155 51V50H154ZM153 51V53H154ZM157 51H159L157 49ZM162 51V50H161ZM177 51V52H178ZM242 51V50H241ZM255 51V49L253 50ZM65 52V51H63ZM117 52V51H116ZM168 52V51H167ZM171 52V51H170ZM174 52V51H173ZM257 52V50H256ZM260 52V51H259ZM263 52V51H262ZM56 53V52H55ZM59 53V52H58ZM75 53V52H74ZM145 53V51H144ZM151 54V52H148ZM165 53V52H164ZM214 53L218 56L219 58V62L215 65L209 63L211 61V57H213ZM229 53V54H230ZM237 53V52H236ZM244 55V57H240L241 54ZM48 54V52H47ZM107 54V52H106ZM168 54V53H167ZM227 54V55H226ZM234 54V56H236L235 53H232ZM246 54V55H245ZM260 54V53H259ZM172 55V54H171ZM175 55V54H174ZM253 55V54H252ZM263 55V53H262ZM56 56V55H55ZM229 56V55H228ZM233 56V55H232ZM233 56V57H234ZM238 56V55H237ZM255 56V55H254ZM153 57L157 58V59H153ZM200 59V62L198 60V58ZM210 57V58H209ZM216 57V56H215ZM231 57V56H230ZM231 57V58H233ZM251 57V58H250ZM226 58V59H225ZM236 57H234L233 60H237L235 59ZM259 58V57H258ZM75 59V58H74ZM153 59V60H152ZM177 59V60H178ZM209 59V60H207ZM215 59V58H214ZM217 59V57H216ZM214 60L215 62H217V60ZM242 59V61H241ZM260 59V58H259ZM262 59V57H261ZM77 60V58H76ZM204 60L205 61V65L201 63V61ZM252 60V61H251ZM257 60V58H256ZM255 60V61H256ZM157 62V63H154L153 62ZM203 61V62H204ZM212 60V62H214ZM247 61V62H245ZM234 64H232V63ZM254 62V61H253ZM162 63V64H161ZM180 63V64H181ZM201 63V64H200ZM209 63V64H208ZM260 63V62H259ZM66 64V63H65ZM64 64V65H65ZM179 64V65H180ZM206 64H208L206 66ZM173 65V67H172ZM232 65L233 68L235 69H241V70H244L247 68V73H248V78L251 77L255 80V82L257 83H261L259 84V88L262 90L261 94H259V90H258V93H257V100H259V103L258 105L256 106H253L251 105L253 108L252 110H248V113H252V115L248 114L250 116V118H253L254 120V117H255V121H251L249 117L246 116V114H244V112H240L241 111V108L243 107H249L251 103H248L249 99L248 98H251V97H248L247 99L248 100H244L243 98V101L241 100H238L237 102V99L232 100V94H235V93H239V86H234L235 84H233V86H231V84L234 82H230V86L227 84H225L226 87L223 88V90L219 87H216L214 84V82H217V81H222V79H225V75L226 73L224 74V68L225 67H228ZM103 66V65H101ZM247 66V67H246ZM251 66V64L249 65ZM262 66V65H261ZM99 67V66H98ZM246 67V68H245ZM253 67V66H252ZM263 67V66H262ZM36 68V67H35ZM87 68V67H86ZM232 68V67H231ZM264 68V67H263ZM76 70V69H74ZM86 70V69H85ZM129 70V71H128ZM231 69L229 68V71ZM241 70L239 72H241ZM111 71V70H110ZM164 71V70H163ZM168 71V69H167ZM203 71H205L203 73ZM234 72V70H232ZM245 71V70H244ZM245 71V72H246ZM165 73H167L166 71H164ZM175 72V75L177 74ZM227 72V70H226ZM232 72V74H233ZM238 72V71H237ZM238 72V73H239ZM86 73H87V70H86ZM103 73V72H102ZM170 73V72H169ZM174 73L171 72V74ZM231 73V72H228V74ZM235 73V72H234ZM105 74V73H104ZM227 74V75H228ZM242 74V73H241ZM100 75V74H99ZM168 75V74H167ZM173 75V74H172ZM226 75V76H227ZM230 75V74H229ZM228 75V76H229ZM237 75V73H236ZM243 75V74H242ZM245 75V74H244ZM234 76V75H233ZM45 77V76H44ZM58 77V76H57ZM246 77V78H247ZM46 78V77H45ZM231 76L228 78H226L227 80L229 79L230 80ZM234 78V77H233ZM52 79V78H51ZM50 79V80H51ZM56 79V78H54ZM64 80H66V78L63 77ZM188 79V78H187ZM188 79V80H189ZM241 79V77H240ZM257 79L259 80V82L257 81ZM42 80V79H41ZM45 80V79H44ZM62 80V79H60ZM165 80V81H164ZM228 80V81H229ZM233 79H231L232 81ZM249 80V79H248ZM252 80V79H251ZM262 80V79H261ZM63 81V80H62ZM226 81V80H225ZM247 81V80H246ZM245 81V82H246ZM253 81V80H252ZM252 81H249L250 83ZM5 82V81H3ZM39 82V81H38ZM41 82V81H40ZM43 82V81H42ZM65 82V81H63ZM114 82V81H113ZM163 82V83H162ZM189 82V81H188ZM213 84H212V83ZM224 82V80L222 81ZM236 82V81H235ZM2 83V82H1ZM67 83V82H66ZM80 83V82H79ZM210 83L213 86V88H210ZM5 84V83H3ZM71 84V83H70ZM229 84V83H228ZM239 84V83H237ZM248 84V83H247ZM93 85V84H92ZM98 85V84H97ZM254 85L253 82L251 84V86ZM2 86V84H1ZM0 86V87H1ZM5 86V85H4ZM61 86V85H60ZM248 86V85H247ZM250 87V86H248ZM7 88V86H5ZM9 87V86H8ZM80 87V86H79ZM110 87V86H109ZM222 87V86H220ZM243 87V86H242ZM245 88V87H244ZM252 88V87H250ZM15 89V88H14ZM100 89V88H99ZM125 89V88H124ZM2 90V88L0 89V91ZM81 90V88H80ZM85 90V89H84ZM243 90V89H241ZM245 90V89H244ZM247 90V89H246ZM251 90V89H249ZM248 90V91H249ZM16 91V90H14ZM21 91V90H20ZM19 91V92H20ZM83 91V90H82ZM100 91V90H98ZM255 92H253L254 95H256V90H253ZM5 92H8L5 90ZM11 91H9L10 93ZM22 92V91H21ZM90 92V91H89ZM8 93V94H9ZM13 93V92H12ZM16 93V92H14ZM82 93V92H81ZM249 93V92H248ZM3 94V93H2ZM7 94V95H8ZM17 94V93H16ZM51 94V93H50ZM64 94V93H63ZM240 94V93H239ZM242 94V93H241ZM244 94V92H243ZM247 94V93H245ZM250 94L252 95V92H250ZM11 95V93H10ZM94 95V94H93ZM149 95V94H148ZM14 96V95H12ZM17 96V95H16ZM22 96V95H20ZM51 96V95H50ZM65 96V95H64ZM85 96V95H84ZM83 96V97H84ZM124 96V95H123ZM147 96V95H146ZM239 96V95H237ZM242 96V95H241ZM246 96V95H245ZM244 96V97H245ZM250 96V95H249ZM7 97V96H6ZM9 97V96H8ZM15 97V96H14ZM12 97V99L14 98ZM24 97V96H23ZM70 97V96H69ZM74 97V96H73ZM109 97V96H108ZM10 98V97H9ZM58 98H60V96H58ZM71 98V97H70ZM86 98V97H85ZM238 98V97H237ZM240 98V97H239ZM246 98V97H245ZM255 98V97H253ZM53 99V97H52ZM252 99V98H251ZM17 100V98L15 99ZM21 100V98H20ZM61 100V99H59ZM67 100V98H66ZM106 100V99H105ZM143 100V99H142ZM254 100V99H253ZM6 101V100H5ZM4 101V102H5ZM13 101V100H12ZM50 101V100H49ZM68 101V100H67ZM108 101V100H107ZM106 101V102H107ZM7 102V101H6ZM10 102V101H9ZM147 102V101H146ZM255 102V101H254ZM3 103V102H2ZM14 103V102H13ZM20 103V102H19ZM31 103V102H30ZM29 103V105H30ZM60 103V101H59ZM142 103V102H141ZM145 103V102H144ZM11 104V103H10ZM9 104V105H10ZM16 104V103H15ZM45 104V103H44ZM80 104V103H79ZM254 104V103H253ZM256 104V103H255ZM1 105V104H0ZM3 105V104H2ZM5 105V104H4ZM8 105V104H7ZM6 105V107H7ZM9 105L8 107H4L1 106L0 108L3 110V111H7V112H10L9 110ZM12 105V104H11ZM10 105V106H11ZM20 105V104H19ZM23 105V104H22ZM28 105V106H29ZM31 105H34V104H31ZM87 105V104H86ZM126 105V106H125ZM26 106V105H24ZM44 106V105H43ZM66 106V105H65ZM95 106V105H94ZM12 107V106H11ZM31 107V106H29ZM109 107V106H108ZM228 107V111H225V109ZM13 108L15 109L14 105H13ZM20 108V107H19ZM112 108V107H111ZM142 108V107H141ZM148 108V106H147ZM146 108V109H147ZM246 108L243 110V111H247ZM0 109V110H1ZM17 109V108H16ZM49 109V107H48ZM103 109V108H101ZM145 109V110H146ZM250 109V107H249ZM44 110V108H43ZM42 110V111H43ZM64 110V108H63ZM240 110V111H239ZM40 111V110H39ZM46 111V110H45ZM50 111V109L48 110ZM47 111V113H48ZM152 111V110H151ZM239 111L240 114L243 113L244 114V117L242 116L243 114H241L242 117H240V114L238 115L237 112ZM250 111V112H249ZM54 112V111H53ZM97 112V111H96ZM105 112V111H104ZM260 112V113H259ZM11 113V112H10ZM9 113V114H10ZM45 113V112H43ZM64 113V112H63ZM2 114V113H0ZM7 116H8V113H6ZM4 113V115H6ZM55 114V113H54ZM62 114V113H61ZM70 114V113H69ZM117 114V113H116ZM45 115V114H44ZM62 115H66V114H62ZM151 115V114H150ZM255 115V116H253ZM3 116V114H2ZM11 116V115H10ZM8 116V117H10ZM23 116V115H22ZM21 116V117H22ZM4 117V116H3ZM28 117V116H27ZM33 117V116H32ZM119 117V116H118ZM138 117V118H139ZM2 118V117H1ZM5 118H7L5 116ZM35 118V117H33ZM33 118L31 120H33ZM41 118V117H40ZM54 118V117H53ZM65 118V116L63 117ZM261 119V123L260 121L258 122V120L256 121V119ZM259 119V120H260ZM12 120V119H11ZM21 120V119H20ZM29 120V119H28ZM62 120V119H61ZM60 120V121H61ZM131 120V118H124L120 121V128L122 129H125V125H127L128 121ZM137 120V119H136ZM144 121V119H142ZM22 121V120H21ZM67 121V120H66ZM134 122V120H132ZM3 122V121H1ZM141 122V121H140ZM62 123V121H61ZM83 123V122H82ZM81 123V124H82ZM85 123V122H84ZM102 123V122H101ZM138 123V121H137ZM136 123V124H137ZM143 123V124H144ZM1 124V123H0ZM131 124V123H130ZM7 125L8 123L6 122H3L2 125L0 126H5V130L7 128ZM96 125V124H95ZM101 125V124H100ZM42 126V125H41ZM40 126V127H41ZM47 127V125H45ZM99 126V125H98ZM104 126V125H103ZM102 126V128H103ZM67 127V126H66ZM77 127V126H76ZM80 127V126H79ZM108 127V126H107ZM129 127V126H128ZM10 128V127H9ZM115 128V127H114ZM133 128V127H132ZM1 129H3V127H1ZM51 129V128H50ZM80 129V128H79ZM157 129V130H156ZM82 130V129H81ZM105 130L107 129H104L103 132H105ZM138 130V129H137ZM2 131V130H1ZM32 131V130H30ZM131 131V130H130ZM34 132V131H33ZM80 133L81 131H77L76 133ZM137 131H135L136 133ZM13 133H15L13 131ZM23 133V132H22ZM26 132H24L25 134ZM35 133V132H34ZM107 133V132H106ZM31 134V133H30ZM29 134V135H30ZM53 134V133H52ZM111 134V133H110ZM114 134V133H113ZM123 134V133H122ZM140 134H141V131H140ZM251 134H253V136H250ZM22 135V134H21ZM51 135V134H50ZM70 133H68L67 136H69ZM117 135V133H116ZM121 135V134H120ZM138 135V134H137ZM135 135V136H137ZM5 134L2 136V138H0V144H8V141H7V138L6 140H4V137ZM24 136V135H23ZM33 136V135H32ZM31 136V137H32ZM38 136V134H37ZM36 136V137H37ZM66 136V138H67ZM81 136L83 137L82 139L85 140V139H88V141L90 139H94L91 135V133H82ZM104 135L102 134V137ZM142 136V135H141ZM8 137V136H7ZM27 137H28V133H27ZM35 138V136H33ZM33 137L31 138V140L33 139ZM65 137V135H64ZM126 137V136H125ZM128 137V136H127ZM148 137V138H147ZM63 138V137H62ZM70 138V136H69ZM116 138V137H115ZM129 138V137H128ZM135 138V137H134ZM141 140H142V137H140ZM10 139V138H9ZM23 139V138H22ZM30 139V137H29ZM37 139V138H36ZM41 139V138H40ZM27 140V138H26ZM77 140V139H75ZM96 140V138H95ZM108 140V139H107ZM118 140V139H117ZM128 140V139H127ZM133 140V139H131ZM129 140V141H131ZM138 140V138H137ZM29 141V140H28ZM41 141V140H40ZM44 141V140H43ZM91 141V140H90ZM94 141V140H93ZM136 141V140H135ZM13 142V141H12ZM30 142V141H29ZM34 141H32L33 143ZM37 142V141H36ZM39 142V140H38ZM45 142V141H44ZM55 142V141H54ZM57 142V141H56ZM55 142V143H56ZM101 142V141H100ZM134 141H131V143H133ZM48 142L45 143V145L47 144ZM59 143V141H58ZM57 143V144H58ZM137 143V141H136ZM135 143V144H136ZM26 144V143H25ZM35 144V143H33ZM54 143H51V145H53ZM62 144V143H61ZM65 144V143H64ZM83 144V143H82ZM118 144V143H117ZM126 144V143H125ZM160 144H164L166 145L165 148H161L159 147ZM5 145H4V148H5ZM36 145V144H35ZM45 145L43 143V146L45 148ZM49 145V144H48ZM60 145V144H59ZM73 145V144H72ZM101 145V144H100ZM41 146V147H43ZM154 146V145H153ZM10 147V146H9ZM9 147H8V150H9ZM15 147V145L12 144L11 146V151H13V148ZM55 147H58L55 146ZM55 147L53 148V150L55 149ZM60 147V146H59ZM63 147V145H62ZM107 147V146H106ZM110 147V146H109ZM117 147V145H116ZM132 147V146H131ZM130 147V148H131ZM142 147V146H141ZM17 148V147H16ZM28 148V147H27ZM37 148V146H36ZM35 148V151H39V149L36 150ZM40 148V147H39ZM43 148V149H44ZM61 148V147H60ZM105 148V147H104ZM125 147H123L124 149ZM134 150H135V147H133ZM149 148V147H147ZM146 148V149H147ZM153 148V147H152ZM3 149V148H2ZM48 149V147H47ZM47 149L45 148L44 150L47 151ZM62 149V148H61ZM151 149V148H150ZM148 149V151L150 150ZM18 150V149H16ZM15 150V151H16ZM25 150V149H24ZM64 150V149H63ZM105 150V149H103ZM110 150V149H109ZM96 151V150H95ZM132 151V150H131ZM192 151V153H191ZM2 152V150H1ZM8 152V151H7ZM14 152V151H13ZM27 152V151H26ZM43 152V151H42ZM48 152V151H47ZM46 152V154H47ZM52 153V150L50 151ZM58 152V151H56ZM61 152V151H60ZM64 152V151H63ZM62 152V153H63ZM98 152V151H97ZM145 152V150H144ZM9 153V152H8ZM23 153V152H22ZM40 153V151L38 152ZM49 153V152H48ZM55 153V152H53ZM52 153V154H53ZM100 153V152H98ZM103 153V152H102ZM122 153V152H121ZM126 153V152H125ZM133 153V152H132ZM140 153V152H139ZM139 153H138V156H139ZM156 153V154H157ZM11 154V153H10ZM13 154V153H12ZM37 154V153H36ZM45 154V153H44ZM51 154V155H52ZM61 154V153H60ZM66 154V153H64ZM109 154V153H108ZM113 154V153H112ZM119 154V153H118ZM127 154V153H126ZM134 154V153H133ZM131 154V155H133ZM143 154V153H142ZM154 154H155V151H154ZM43 155V154H42ZM50 155V154H49ZM47 155V160H48V156ZM57 155V154H56ZM102 155V154H101ZM130 155V154H129ZM135 155V154H134ZM26 156V155H25ZM29 156V155H28ZM40 156V155H38ZM46 156V155H45ZM125 156V155H124ZM27 157V156H26ZM30 157V156H29ZM44 157V155H43ZM53 157V156H52ZM55 157V156H54ZM63 157V156H62ZM70 157V158H69ZM101 157V156H100ZM112 157V155H111ZM120 157V156H119ZM147 157V156H146ZM37 156H35L34 159H36ZM39 158V157H38ZM41 158V157H40ZM39 158V159H40ZM46 158V157H44ZM122 158V156H121ZM133 158V157H131ZM137 158V157H136ZM144 158V156H143ZM27 159V158H26ZM25 159V160H26ZM31 159V157H30ZM33 159V158H32ZM147 159V158H146ZM21 160V159H20ZM24 160V159H23ZM37 160V159H36ZM35 160V161H36ZM80 160V161H78ZM108 160V159H107ZM114 160V159H113ZM119 160V159H118ZM122 160V159H121ZM125 160H128V159H124ZM160 160V159H159ZM158 160V161H159ZM41 161V159L39 160ZM43 161V160H42ZM51 163H52V159L50 160ZM66 161V168L68 169V173H70L71 175H76L78 177V182H76V184H74L73 186H71V191L74 192L76 195V199H79L80 201H84L87 202V198L90 196H93V197H96L99 196L100 193H103V200L104 202H107V200L110 199L111 196H114L115 195V191H118V190H115L117 184L116 180H112L111 182V179L112 176L114 175L113 173V168L110 166V163H108L104 158H99L97 156V154H95L91 149L87 148L86 149H77V147H71L70 149V152H69V156L68 158L65 160ZM122 161V162H124ZM158 161H157V164H158ZM116 162V161H115ZM140 162H143L140 161ZM43 162H41L42 164ZM48 163V161L46 162ZM59 163V162H57ZM112 163V162H111ZM155 163V162H154ZM24 164H26V162L24 161ZM39 164V163H38ZM37 164V165H38ZM45 164V162L43 163V165ZM50 164V162H49ZM48 164V165H49ZM55 164V163H54ZM127 164V163H126ZM128 164H130L128 162ZM134 164V163H133ZM136 164V163H135ZM42 165V166H43ZM56 165V164H55ZM54 165V166H55ZM59 165V164H57ZM125 164H123L122 166H124ZM31 168H35L32 165H30ZM42 166H40V169H43ZM46 166V164H45ZM128 166V165H127ZM10 167V166H9ZM29 167V166H27ZM126 167V166H125ZM125 167L123 169H125ZM135 167V165L133 166ZM25 170H26V167L24 166ZM30 168V167H29ZM37 168V167H36ZM39 168V167H38ZM46 168V167H45ZM120 168V167H119ZM130 168V167H129ZM128 168V169H129ZM28 169V168H27ZM47 169V168H46ZM57 169V168H56ZM132 168H130V171L133 172L131 170ZM136 169V168H135ZM12 170V169H11ZM17 170V169H16ZM24 170V169H22ZM24 170V171H25ZM31 170V169H30ZM28 170V172L30 171ZM33 170L35 169H32V172L33 173ZM39 170V169H38ZM117 170L119 169H116L115 171V174L118 172ZM134 170V168H133ZM13 171V170H12ZM15 171V170H14ZM19 173L21 172V169L19 171V169L17 170ZM23 171V172H24ZM47 171V170H46ZM96 171L97 173L94 174V175H89L91 172H94ZM121 171V170H120ZM123 171V170H122ZM22 172V173H23ZM39 172L41 171H38L37 173L39 174ZM45 172V171H44ZM125 172V170H124ZM123 174L125 175L127 172H129V170L127 172H125ZM26 173V172H25ZM35 173V172H34ZM43 173V171H42ZM121 173V172H119ZM16 174V173H15ZM24 174V173H23ZM21 174V175H23ZM27 174V173H26ZM26 174H24L26 176ZM29 174V173H28ZM44 174V173H43ZM52 174V173H51ZM57 174V173H56ZM123 174H121L122 176H124ZM129 174V182H131L130 180L133 178H131V174L130 173H127ZM127 174L125 175V177L127 176ZM134 174V173H133ZM132 174V176H133ZM3 175V174H2ZM31 176V175H30ZM29 176V177H30ZM43 176V175H42ZM41 176V177H42ZM46 176V174H45ZM52 176V175H51ZM119 175H117V177H122ZM15 177V176H14ZM29 177H26V178H29ZM32 177V176H31ZM30 177V178H31ZM36 177V176H35ZM37 177H40L37 176ZM40 177V178H41ZM44 177V176H43ZM124 177V178H125ZM24 178V177H23ZM34 178V177H33ZM39 178V179H40ZM48 178V175L46 176L45 179ZM59 178V177H58ZM60 178H62L60 176ZM59 178V179H60ZM115 178V177H114ZM119 178V179H120ZM124 178L122 179V181L124 180ZM131 178V179H130ZM36 179V178H34ZM44 179V180H45ZM50 179V178H49ZM54 179H55V176H54ZM71 179V177H70ZM116 179V178H115ZM117 179V180H119ZM127 179V177H126ZM124 180V181H127V180ZM136 179V177H135ZM33 180V179H32ZM41 180V179H40ZM43 180V178H42ZM42 180L40 182H38V185L39 183L42 182ZM43 180V181H44ZM52 180V178H51ZM58 180V179H57ZM56 180V181H57ZM66 180V179H65ZM109 180H110V183L111 185L115 186L114 184H116V186L113 188L115 191L113 193L110 192V189H108V183H109ZM121 180V179H120ZM30 181V180H28ZM34 181V180H33ZM59 181V180H58ZM62 180H60L61 182ZM102 181V184L104 186V189L103 188H98V184L101 183ZM123 181V182H124ZM36 182V184H37ZM45 182V181H44ZM43 182V183H44ZM51 182V181H50ZM49 182V183H50ZM59 182V183H60ZM114 182V183H113ZM120 182V181H119ZM121 182V186L120 188H122L124 186V184L122 185ZM25 183V182H24ZM33 183V182H31ZM48 183V181H47ZM118 183V182H117ZM127 183V182H126ZM125 183V185L127 186V184ZM134 182H132L133 184ZM29 184V183H28ZM58 185V183H56ZM61 184V183H60ZM136 184V183H135ZM42 185V183H41ZM47 185V184H45ZM55 185V184H53ZM120 185V183H119ZM48 186V185H47ZM59 186V185H58ZM58 186L56 188H58ZM61 186V185H60ZM125 186V187H126ZM129 186L132 187V185L129 184ZM15 187V186H14ZM27 187V186H26ZM46 187V186H45ZM68 187V185H67ZM112 188V186H110ZM118 187V186H117ZM55 188V187H53ZM124 188V187H123ZM8 189V187H7ZM10 189V188H9ZM34 189V188H33ZM59 189V188H58ZM101 189L100 193L97 191ZM117 189V188H116ZM119 189V188H118ZM127 189V188H126ZM132 189V188H131ZM134 189H138V188H135L134 186ZM12 190V189H11ZM43 190V189H42ZM50 190V188H49ZM48 190V191H49ZM67 190V189H66ZM121 190V189H120ZM119 190V191H120ZM129 190V189H127ZM133 190V189H132ZM54 191V190H53ZM52 191V192H53ZM131 190H129V194H131L130 192ZM135 191V190H133ZM137 191V190H136ZM139 191V190H138ZM137 191V192H138ZM11 192V191H10ZM16 192V191H15ZM66 192V191H65ZM123 192V191H122ZM128 192V191H126ZM22 193V192H21ZM54 193V192H53ZM62 193V192H61ZM60 193V194H61ZM119 193V192H118ZM56 194V192H55ZM54 194V195H55ZM122 194H125V189H124V193ZM122 194H119L121 196V201H122ZM136 194V193H135ZM66 195V194H65ZM64 195V197H65ZM117 195V193H116ZM115 195V196H116ZM117 196L118 198L120 196ZM134 195V194H133ZM133 195H132V199H135V196L133 198ZM50 196V195H48ZM60 196V195H59ZM113 197L115 199H117L116 197ZM124 196V195H123ZM130 196V195H129ZM100 197H101V194H100ZM125 199H128V197L126 196L125 194ZM131 197V196H130ZM61 198V197H60ZM62 198H63V195H62ZM95 198V199H96ZM137 198V196H136ZM55 199V197L53 198ZM58 199V197H57ZM113 199V200H115ZM125 199L123 198V200L125 201ZM17 200V199H16ZM56 200V199H55ZM90 200V199H89ZM97 200V199H96ZM112 200V199H111ZM109 200V201H111ZM112 200V201H113ZM119 200V199H118ZM117 200V201H118ZM130 200V199H129ZM91 201V200H90ZM108 201V202H109ZM110 202V205H112L113 202ZM117 201H114V204L115 202L117 203ZM136 201V200H134ZM48 202V201H47ZM78 202V201H77ZM108 202L106 204H108ZM120 202V200L118 201ZM127 202L130 203V201L127 200ZM126 202V203H127ZM133 202V201H132ZM3 203V202H2ZM51 203V202H50ZM98 203V201H97ZM103 203V202H102ZM101 203V205H102ZM121 205H122V202H120ZM136 203V202H135ZM134 203V204H135ZM7 204V203H6ZM48 204V203H47ZM76 204V202H75ZM92 204V203H91ZM96 204V203H95ZM113 204V205H114ZM131 204V203H130ZM88 205V204H87ZM86 205V206H87ZM94 205V204H93ZM112 205V207H113ZM118 205V204H117ZM120 205V204H119ZM125 205V203L123 204ZM129 205V204H128ZM137 205V204H135ZM90 206V205H89ZM95 206V205H94ZM100 206V205H99ZM103 206V205H102ZM101 206V207H102ZM116 206V205H115ZM126 206V205H125ZM222 206L223 210H224V213L225 214H228L229 216L226 217V220L222 218V215L226 216L225 214H222L221 212L223 211H219L217 212L216 211V208L217 207H220ZM7 207V206H6ZM56 207V206H55ZM58 207V206H57ZM103 207H107V209L109 208L110 209V206H103ZM102 207V208H103ZM111 207V208H112ZM121 208V206H119ZM118 206H116V208H119ZM128 207V206H126ZM124 207V208H126ZM130 207V206H129ZM128 207V208H129ZM139 207V206H138ZM2 208V207H0ZM12 208V207H11ZM53 208V207H52ZM88 208V207H86ZM96 208V207H95ZM94 208V209H95ZM115 208V209H116ZM132 208H135L134 209V213L135 211H137L138 208L134 207L133 206V203H132ZM98 209H100L98 207ZM115 209L113 211H115ZM131 209V207H130ZM220 209V208H219ZM28 210V209H27ZM58 210V209H57ZM71 210V209H70ZM81 210H82V207H81ZM93 210V209H92ZM126 212H128L129 209L126 208ZM140 210V209H139ZM12 211V210H11ZM130 211V210H129ZM228 213H226V212ZM112 212V211H111ZM125 212V214H126ZM131 212V211H130ZM138 212V211H137ZM136 212V213H137ZM20 213V212H19ZM116 213V212H115ZM133 213V212H132ZM133 213V214H134ZM55 214V213H54ZM77 214V213H76ZM99 214V213H98ZM102 215V213H100ZM104 214V213H103ZM109 214V213H108ZM112 214V213H111ZM132 214V215H133ZM63 215V214H62ZM116 215V214H115ZM131 215V213L129 214ZM128 215V216H129ZM136 215V214H135ZM134 215V216H135ZM138 215V213H137ZM21 216V215H20ZM114 216V215H113ZM121 216V215H120ZM125 216V215H123ZM126 215L125 218L128 217ZM133 216V217H134ZM93 217V215H92ZM100 217V216H99ZM137 217V216H136ZM229 217H232V219H229ZM94 218V217H93ZM101 218H103V216H101ZM121 218V217H120ZM124 218V217H123ZM130 218V217H129ZM229 220H228V219ZM64 219V218H63ZM99 219V218H98ZM106 220V218H104ZM116 219V218H115ZM134 219V218H132ZM75 220V219H74ZM84 220V219H83ZM82 221V224L83 222L85 221ZM89 220V219H88ZM87 220V221H88ZM92 220V218H91ZM94 220V219H93ZM92 220V221H93ZM255 221L253 222V224H251L252 221ZM79 221V222H81ZM91 221V222H92ZM101 223H103V220H99ZM109 221V220H108ZM107 221V222H108ZM249 222L250 223H246V222ZM64 222V221H63ZM89 222V223H91ZM74 223V222H73ZM109 223V222H108ZM111 223V222H110ZM120 223V222H119ZM128 223V222H127ZM133 223V222H132ZM131 223V224H132ZM135 223V222H134ZM245 223L247 225H245ZM81 224V225H82ZM97 224V222H96ZM105 224V222H104ZM103 224V225H104ZM116 224V222H115ZM121 224V223H120ZM129 225L130 226V231H132V229L134 228L133 225ZM242 224H244L245 226H248V229L246 227V230H245V226H243ZM90 225V224H88ZM94 225H95V220H94ZM98 225L100 226V223H98ZM102 225V224H101ZM102 225V226H103ZM110 225V224H109ZM108 225V227L106 226H103L105 228H114L112 225L111 227ZM85 225L83 224V227ZM87 226V225H86ZM92 227L90 228H93V225L91 224ZM119 226V225H117ZM125 226V225H124ZM127 226V225H126ZM128 226V227H129ZM131 226L133 227L131 229ZM239 226V227H238ZM240 226H243V227H240ZM96 227V226H95ZM120 227V226H119ZM123 227V226H121ZM127 227V228H128ZM136 227V226H135ZM234 227L238 228V229H235ZM88 228V227H86ZM99 229V227H97ZM102 228V227H101ZM104 228V229H105ZM117 228V227H116ZM126 228V229H127ZM244 228V230L242 229ZM18 229V227H17ZM80 229V228H78ZM126 229H125V232H126ZM135 229V228H134ZM77 230V229H76ZM87 231V235H88V230L89 229H86ZM97 230V229H96ZM95 228H94V232L96 231ZM102 230V234H105L104 231H103V228L101 229ZM117 230V229H116ZM115 230V231H116ZM119 230V229H118ZM18 230H16L17 232ZM80 231V230H79ZM78 231V232H79ZM83 231V230H82ZM85 231V230H84ZM98 231V230H97ZM120 231V230H119ZM117 231V233L119 232ZM121 231H123L121 229ZM120 231V232H121ZM129 231V229H128ZM77 232V234H78ZM85 232V233H86ZM94 232H92L94 234ZM100 232V231H99ZM110 232V231H109ZM108 232V233H109ZM112 232V230H111ZM114 232V231H113ZM124 232V234H125ZM74 233V231H73ZM76 233V232H75ZM91 233V231L89 232V234ZM96 233V232H95ZM107 233V234H108ZM132 233V232H131ZM151 233L152 236L151 238L148 237V234ZM159 233V236H156L155 234ZM248 234V236H252V238H246V235ZM63 234V233H62ZM76 234V235H77ZM106 234V235H107ZM113 234V233H112ZM123 234V233H122ZM121 234V236H122ZM127 234V232H126ZM81 235V234H80ZM83 235V234H82ZM84 238V236H82ZM98 235V234H97ZM105 235V236H106ZM111 235V233H110ZM114 235V234H113ZM120 235V234H119ZM118 236V238H121L120 236ZM129 235V234H128ZM65 236V235H64ZM63 236V238H64ZM68 236V235H67ZM70 236V235H69ZM92 236V240H93V235ZM104 236V237H105ZM108 236V235H107ZM116 236V237H117ZM124 236V235H123ZM132 236V235H131ZM249 236V237H250ZM10 237V236H9ZM75 237V235H74ZM85 237L86 234H85ZM89 237V236H88ZM115 237V235H114ZM125 237V236H124ZM56 238V237H55ZM58 238H61V237H58ZM62 238V239H63ZM71 238V237H70ZM73 238V237H72ZM72 238L70 240H72ZM82 238V239H83ZM97 238V236L95 237ZM103 236L101 237V240H102ZM106 238V237H105ZM105 238L103 239V241L105 240ZM110 238V241H111V237L109 236ZM109 238H108V241H109ZM117 238V240H118ZM123 238V237H122ZM67 239V238H66ZM69 239V237H68ZM89 239V238H88ZM87 239V242H90L89 239ZM99 239V238H98ZM113 239V238H112ZM116 239V238H115ZM124 239V238H123ZM85 240V238L83 239V241ZM91 240V241H92ZM235 240H239L238 242L235 241ZM61 241V240H60ZM59 241V242H60ZM80 241H81V238H80ZM97 241V240H96ZM107 239H106V242H108ZM115 241V240H113ZM111 241L108 242L110 243V245L112 243L115 244V242ZM121 241V239H120ZM205 241H208L209 244H207L208 246H206L207 248H203V252L199 251V252H192L191 254H188L187 255V250L185 249L186 244H190V246H200L202 245L203 243H205ZM232 242V243H228V245H226L225 247L221 248L219 247L218 249L216 248V243L218 244V242ZM16 242V241H15ZM62 242V241H61ZM70 242V241H69ZM76 242V241H75ZM74 241L72 242L73 244L75 243ZM98 242V241H97ZM117 242V241H116ZM125 242V241H124ZM122 242V244L124 243ZM127 242V241H126ZM86 243V242H85ZM85 243L83 245H85ZM106 243V244H108ZM119 243V242H118ZM117 243V244H118ZM129 243V242H127ZM126 243V244H127ZM16 244V243H15ZM94 244V242H93ZM99 244H101L99 242ZM104 244H105V241H104ZM113 244V245H114ZM121 244V242L119 243ZM119 244L117 245L116 249H118V246ZM125 244V243H124ZM125 244V245H126ZM132 244V243H131ZM192 244V245H191ZM61 245V244H60ZM72 244L70 243V246ZM90 245V244H89ZM88 245V246H89ZM130 246V243L128 244ZM204 245V244H203ZM223 245V244H222ZM11 246V245H10ZM17 246V245H16ZM63 246V245H61ZM69 246V248H70ZM73 246V245H72ZM75 247H77L78 245H74ZM86 246V245H85ZM84 246V248H85ZM112 246V245H111ZM224 246V245H223ZM13 247V246H12ZM79 247V246H78ZM94 247V246H92ZM91 247V248H92ZM106 246L104 245V248ZM115 247V246H112V248ZM121 247V246H120ZM128 247V246H126ZM131 247V246H130ZM15 248V247H14ZM60 248V246H59ZM88 248V247H87ZM97 248V246H96ZM108 248V245L106 247V249ZM110 248V246H109ZM135 248V247H134ZM189 248V247H188ZM201 248V249H202ZM216 248V249H215ZM237 248V249H235ZM12 249V248H11ZM71 249V248H70ZM99 249V246L98 248ZM104 249V250H106ZM124 249V248H123ZM193 249L192 247H190V250ZM233 249L235 251V253L233 252ZM15 250V249H14ZM72 250V249H71ZM83 250V248H82ZM80 251V252H84V251ZM88 250V249H86ZM93 250H95L93 248ZM93 250H88L90 252H92ZM109 250V249H108ZM111 250V248H110ZM115 248L112 251V253L114 252ZM131 250V249H130ZM132 250H134L132 248ZM131 250V251H132ZM19 251V250H18ZM79 251V250H78ZM101 250H95L96 254L97 255L98 253H100ZM103 251V250H102ZM101 251V252H102ZM121 251V249H120ZM135 251V250H134ZM139 251V250H138ZM137 251V252H138ZM11 252V251H10ZM14 252V251H13ZM68 252V251H67ZM72 252H74L72 250ZM87 252V251H86ZM107 252V251H106ZM118 252V251H117ZM126 254V248H125V251H121V253ZM127 252L130 253V251L127 250ZM7 253V252H6ZM71 253V251H70ZM70 253L68 252V254L70 255ZM88 253V252H87ZM93 253V252H92ZM103 254H106L105 252H102ZM112 253H109L108 256H111L110 254ZM119 253V252H118ZM128 253V255H129ZM3 254V252H2ZM9 254V253H8ZM80 254V253H79ZM85 254V253H84ZM84 254L82 255V257L84 256ZM94 254V253H93ZM101 254V253H100ZM99 254V255H100ZM115 253H113L114 255ZM124 254V255H125ZM135 253H133L134 255ZM4 255V254H3ZM11 255V254H10ZM68 255V256H69ZM91 255V253H90ZM98 255V256H99ZM102 255V254H101ZM100 255V256H101ZM123 255V256H124ZM127 255V254H126ZM125 255V256H126ZM147 254H143L144 257L141 256L142 258V261H144L143 259L145 258H149V257H146ZM59 257L61 256L60 254L58 255ZM74 256V255H72ZM88 257V254L86 255ZM93 256V255H92ZM97 256V257H98ZM105 256V255H104ZM102 255V257H104ZM115 256V255H114ZM113 256V257H114ZM117 256V254H116ZM7 257H9V255H7ZM13 258V256H10ZM9 257V258H10ZM62 257V256H61ZM85 257V256H84ZM94 257V256H93ZM106 257V256H105ZM112 257V256H111ZM119 257H122V256H118ZM127 257V256H126ZM130 257V255H129ZM132 257V256H131ZM137 257V255H136ZM140 257V255H139ZM137 258L138 260L141 258ZM152 257V256H150ZM11 258V259H12ZM76 258L78 259V256H76ZM75 258V259H76ZM96 258V257H95ZM117 258V257H116ZM134 258H135V255H134ZM189 258V257H188ZM258 258V257H257ZM256 258V259H257ZM1 259V258H0ZM10 259V260H11ZM27 259V258H26ZM65 259V257L63 258ZM76 259V260H77ZM81 259V258H80ZM89 260V258H87ZM108 259V258H107ZM115 259V258H114ZM112 259V261L114 260ZM123 259L122 261L124 262L125 258H121ZM127 259V258H126ZM136 259V258H135ZM136 259V261H138ZM150 259V258H149ZM154 259V257H153ZM152 259V260H153ZM253 259V261L251 262V260ZM255 259V260H256ZM56 260V259H55ZM67 260V259H66ZM93 260V259H91ZM98 260V259H97ZM104 260V259H103ZM120 260V258H119ZM139 260V261H140ZM213 260V261H214ZM60 261H61V258H60ZM70 261V260H69ZM94 261V260H93ZM99 261V260H98ZM102 261V259H101ZM107 261V260H106ZM111 260L108 262L105 263V260L103 261V264H112ZM117 261V260H116ZM122 261L120 260L119 262H117V264H122ZM133 261V259H132ZM134 261L136 264L137 262ZM203 261V262H204ZM212 261V262H213ZM221 261V259H220ZM224 260H222L223 262ZM246 261V262H247ZM262 261V260H261ZM4 262V261H3ZM8 262V261H7ZM57 262V260H56ZM80 262V261H79ZM90 262V261H89ZM211 261H209L208 263H210ZM218 262V261H217ZM234 262V264H236ZM13 263V262H12ZM32 263V262H31ZM60 263V262H59ZM77 263V262H76ZM97 263V262H96ZM95 263V264H96ZM100 263V261H99ZM98 263V264H99ZM102 263V262H101ZM125 263V262H124ZM126 263H130V259H129V262H126ZM125 263V264H126ZM182 263V262H181ZM207 263V264H208ZM215 263V262H214ZM213 263V264H214ZM6 264V263H5ZM10 264V262H9ZM62 264H64L62 262ZM66 264V263H65ZM71 264V263H70ZM74 264V263H73ZM78 264V263H77ZM91 264H94V263H91ZM114 264H116V262H114ZM131 264V263H130ZM141 264V263H140ZM204 264V263H203ZM206 264V263H205ZM217 264V263H216ZM223 264V263H222ZM226 264H228L226 262ZM247 264V263H246ZM257 264V263H256ZM259 264V263H258Z\"/></svg>",
  "mask_w": 264,
  "mask_h": 264
}]
</instances>
